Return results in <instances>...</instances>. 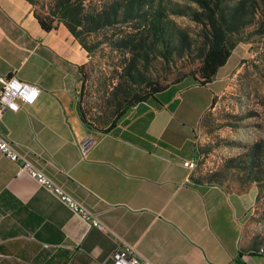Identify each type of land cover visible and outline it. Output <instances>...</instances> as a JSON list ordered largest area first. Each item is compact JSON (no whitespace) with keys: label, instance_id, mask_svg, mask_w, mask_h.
Listing matches in <instances>:
<instances>
[{"label":"crops","instance_id":"0c3cea01","mask_svg":"<svg viewBox=\"0 0 264 264\" xmlns=\"http://www.w3.org/2000/svg\"><path fill=\"white\" fill-rule=\"evenodd\" d=\"M232 57L213 82L181 90L174 109L144 103L99 132L78 109L87 50L63 24L45 31L27 0H0V90L10 75L40 89L3 114L0 135L154 264H264L243 236L247 191L198 184L187 166ZM119 245L0 152V264H111Z\"/></svg>","mask_w":264,"mask_h":264},{"label":"rangeland","instance_id":"374dc122","mask_svg":"<svg viewBox=\"0 0 264 264\" xmlns=\"http://www.w3.org/2000/svg\"><path fill=\"white\" fill-rule=\"evenodd\" d=\"M162 1L163 21L171 33L175 52L168 60L162 57V53H168L156 43L157 36L150 33L147 43L153 48L146 61L150 63L146 82L142 86L136 84L143 89L149 83L184 84L198 77L203 61L204 25L192 18L193 11L201 12V8L192 0ZM260 1L254 23L231 36L236 48L228 71L219 82L223 93L215 98L201 122L197 138L202 161L195 173L198 182L225 183L232 189L247 191L249 210L243 236L256 251L264 248V0ZM133 30L132 26L118 25L110 32L121 36ZM99 45L90 53L88 80L80 89L82 109L92 121L114 110L108 101L122 80L115 72H123L121 67L114 70L120 51H115L114 56L108 43ZM105 83L109 85V94L105 100H99ZM199 100L203 105V92Z\"/></svg>","mask_w":264,"mask_h":264},{"label":"trees","instance_id":"16d2710c","mask_svg":"<svg viewBox=\"0 0 264 264\" xmlns=\"http://www.w3.org/2000/svg\"><path fill=\"white\" fill-rule=\"evenodd\" d=\"M27 1L32 5L34 16L45 31L50 32L58 29L61 24L65 25L87 50L89 58L91 51L100 46V43H108L112 55L115 51H120V60L115 64L114 70L121 67L123 72H114L119 74L122 80L114 87V91L110 93L112 97L108 101L114 110L107 115H99L92 121L82 109L83 90L79 94L78 109L81 119L88 128L99 132H107L121 123H126L131 117L130 111L132 113L134 108L144 103L168 105L170 109H174V105L178 103L175 98L181 90L192 84L204 86L213 82L219 69L228 62L236 48L231 36L254 23L261 4L260 0H192L202 10L193 11L192 18L203 23L205 29L203 61L198 77L181 85L149 83L147 88L143 89L136 84L142 86L146 82V72L150 65L146 61L150 57V49L153 48L147 43L150 33L153 32L157 36L156 43L159 42L163 50L167 51L168 54L162 53V57L168 60L175 52L172 48L171 33L163 21L165 6L162 0ZM118 25H129L134 30L117 36L118 33L110 31ZM121 32L123 34L124 31ZM93 38H96V43H92ZM88 63L89 61L80 67L82 87L84 81L88 80ZM107 84L105 83L99 100H105L109 94ZM101 88L103 89V86ZM194 181L204 184L196 181L195 177ZM261 253H264L262 247Z\"/></svg>","mask_w":264,"mask_h":264},{"label":"built area","instance_id":"2783aa9c","mask_svg":"<svg viewBox=\"0 0 264 264\" xmlns=\"http://www.w3.org/2000/svg\"><path fill=\"white\" fill-rule=\"evenodd\" d=\"M33 91H36L37 95L30 101L29 96ZM39 93L40 89L36 85L22 81L15 75L3 78L0 90V120L6 111L17 112L24 106L33 104L37 100ZM0 152L19 164V173L27 174L35 179L40 186L59 199L91 227L105 231L119 241V247L111 255V264H154L139 252L137 245L124 241L99 215L37 167L25 154L18 150L17 145L12 140L2 135H0ZM201 161L202 155L199 156L198 160L188 162L187 166L189 169L195 170ZM259 253L261 254V248Z\"/></svg>","mask_w":264,"mask_h":264},{"label":"clouds","instance_id":"9594fccd","mask_svg":"<svg viewBox=\"0 0 264 264\" xmlns=\"http://www.w3.org/2000/svg\"><path fill=\"white\" fill-rule=\"evenodd\" d=\"M37 95V92L36 91H33L32 94L29 96V100H33Z\"/></svg>","mask_w":264,"mask_h":264}]
</instances>
